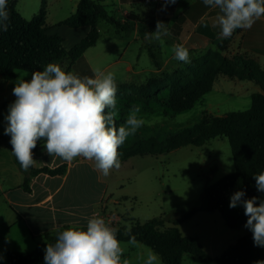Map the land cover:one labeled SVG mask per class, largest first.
I'll list each match as a JSON object with an SVG mask.
<instances>
[{"label":"rangeland","instance_id":"obj_1","mask_svg":"<svg viewBox=\"0 0 264 264\" xmlns=\"http://www.w3.org/2000/svg\"><path fill=\"white\" fill-rule=\"evenodd\" d=\"M65 1L44 0L48 23L59 22L69 14V7ZM16 7L22 12L24 8L31 10L34 8V12H38L41 5L40 0H17ZM107 10L111 12L112 8L108 7ZM117 17L118 15H114L115 19ZM98 27L101 40L97 50L100 49L99 53L103 58L94 68L99 67L105 73L115 74L117 84L115 125L117 129L123 125L130 108L135 106L140 108L137 117L144 121L135 135L128 137L118 148L121 152L124 148L132 146L141 151L149 148L148 145L140 146L141 143L166 145V141L180 131L192 130L200 122L203 113L222 116L230 112H244L250 108L249 93L245 88H233L231 80L220 77L214 82L212 90L191 109L179 113L172 112L167 105L170 88L167 78L177 71L184 70L190 63L185 64L169 57L171 48L164 45V38L156 42L144 41L139 39L141 38L139 34L136 38L132 31L127 34H116L114 27L105 22H100ZM66 31L74 33L72 30ZM63 36V47L69 50L73 38ZM157 44L160 48H157ZM149 50L155 55L158 68L152 64ZM205 53L207 52L189 55L192 61ZM223 56L231 57L226 54ZM108 62L111 66L104 69ZM127 66L131 67L130 71L126 70ZM24 73L18 71L16 80L12 82L0 80V99L16 98L12 90L16 86L18 76H24ZM262 77L259 79L264 81V76ZM24 79L30 80L31 74L28 73ZM2 114L1 122L6 126L5 116L8 110ZM2 132L4 128L0 126V134ZM47 156L49 155L46 154L45 157ZM34 160L36 163L30 168L38 166V159ZM82 164L85 168L81 185L83 193L90 197L93 192V177L99 178L101 183L96 187L98 195L105 191L107 200L105 214L111 220L118 217L119 226L123 229L130 228L132 221L144 223L163 215L175 219L194 210V216L181 226L180 233L198 240L211 258L206 264H215L214 258L248 232L246 229L230 230L217 212L204 211L206 206L204 188L233 172L230 149L224 138H214L200 147L185 145L158 156H133L125 160L119 169H111L107 176L96 169L94 160L84 159ZM96 199L97 197L92 201L95 202ZM86 210H89V205ZM6 218L7 215L0 210V264H6V251L31 252L38 242L28 235L21 224L8 229L5 225ZM121 245L125 249L122 259L127 258L130 264H144L149 248L139 243L121 242ZM135 247H141L145 254L137 256ZM161 263L163 262L159 259L158 264ZM181 264L202 263L196 256L184 254Z\"/></svg>","mask_w":264,"mask_h":264},{"label":"trees","instance_id":"obj_2","mask_svg":"<svg viewBox=\"0 0 264 264\" xmlns=\"http://www.w3.org/2000/svg\"><path fill=\"white\" fill-rule=\"evenodd\" d=\"M16 1L8 0L10 26L6 32L0 31V77L6 82L14 79L15 71L32 74L33 71H42L48 63L61 61H67L68 66H71L87 49L97 43L99 33L96 25L99 21L114 27L116 34H127L136 28L142 39L145 30L155 31L157 21H162L166 25L167 17L173 10L172 4L167 5L164 10L159 9L162 12L159 11V16L163 14V17L151 18L149 22L128 13L124 21L120 22L111 16L99 1L79 0L74 13L62 20L59 25L69 29L88 27L89 32L66 51L60 36L47 33L44 1L41 2L38 13L29 20L17 12ZM227 43L228 39L220 43L215 51H207L193 59L184 70L177 71L167 78L170 87L167 105L174 113L191 109L212 90L218 78L225 77L231 81L252 82L259 88V92L250 96V108L244 112H230L222 116L203 113L200 122L192 130L180 131L169 138L166 145L141 143L140 146L148 145L149 148L141 151L136 146H132L124 148L122 152L118 149V153L122 164L133 156H158L185 145L200 147L217 137L226 139L231 153L233 172L204 188L206 199L204 211L217 212L224 225L230 230L246 229L248 232L228 246L213 261L215 264H255L258 260H264V247L255 246L252 232L244 227L248 217L244 214L243 206L230 208L229 203L231 195L239 190L245 191L244 199L253 196L264 199V193L257 191L254 179V175L264 171V81L259 79V77L263 78L264 70L253 60L245 59L240 55L230 58L223 56ZM149 57L153 66L158 68L156 57L150 50ZM15 99L4 105L12 103ZM43 148L44 143L37 141L33 153ZM14 163L24 175L22 189L25 192H29L30 178L38 174L51 177L63 175L66 170V165L61 164L53 169L40 167L24 171L16 157ZM194 213V210H190L175 219L163 215L142 224L135 221L126 231L118 228L117 238L121 242H129L134 238L137 243L158 254L164 264H181L184 254L196 256L202 264H206L211 258L197 239L182 236L176 229V226L189 220ZM164 223L171 224V227L161 232L160 227ZM57 235L46 237L31 252L6 251V264H44V249L48 243H55Z\"/></svg>","mask_w":264,"mask_h":264},{"label":"clouds","instance_id":"obj_3","mask_svg":"<svg viewBox=\"0 0 264 264\" xmlns=\"http://www.w3.org/2000/svg\"><path fill=\"white\" fill-rule=\"evenodd\" d=\"M176 2L164 0V7ZM203 3L218 9L214 27L220 29L222 39L230 38L237 29H251L264 16V0H203ZM9 26L8 0H0V31H8ZM169 34L165 23L157 21L155 31L145 32V39L159 41ZM172 53L178 62H191L189 50L182 44H174ZM66 66L62 68L52 62L42 71H33L30 80L24 79L27 72L18 76L12 90L16 99L8 106L4 134L10 135L12 154L24 171L36 163L33 149L43 139L49 156L68 162L78 156L94 160L96 169L107 176L111 169L121 167L118 148L143 126V119L137 117L140 108H130L125 123L117 129L115 74L97 67L93 69L94 78L81 77L65 71ZM254 179L257 191L264 193V171L254 175ZM244 197L245 191H236L230 197L229 207L243 206L248 217L244 227L252 232L254 245L264 247V199ZM84 219L86 228L76 222L59 231L55 243L47 244L44 264H130L127 258L122 259L125 249L117 238L118 228L96 214ZM129 243L136 241L133 238ZM158 260V254L149 249L144 264H158ZM255 264H264V260Z\"/></svg>","mask_w":264,"mask_h":264},{"label":"crops","instance_id":"obj_4","mask_svg":"<svg viewBox=\"0 0 264 264\" xmlns=\"http://www.w3.org/2000/svg\"><path fill=\"white\" fill-rule=\"evenodd\" d=\"M42 1L44 0H40V5ZM94 1H99L106 8H112L111 12L107 11L110 15L112 14L111 16L113 17L114 15H118L116 19L120 22L124 21L128 13L133 14L140 20L149 22L151 18L158 19V17H163V14L159 16V9L164 10L165 8L164 0ZM78 2L79 0L65 1L69 7V14L65 17L74 13ZM172 5L173 10L169 13L165 25L170 34L162 37L164 38V45H168L171 48L169 57H173L172 46L174 44H182L189 50V54L200 55L208 50L217 49L219 43L227 40L220 38V29L214 27L218 9L206 6L203 0H177V2ZM15 8L26 20L31 19L38 13L34 12V8L32 10L24 8L22 12L16 7V4ZM160 13L162 12L160 11ZM46 16L45 24L48 27L47 33L50 35L56 34L62 39L64 37L63 35L71 36L73 38L72 46L84 38L89 32L88 27L69 29L61 26L59 23L62 20L48 23L46 21ZM64 18L62 19L64 20ZM100 22L103 21H99L96 25L99 39L93 47L87 49L71 66H68L67 61L58 63L62 68H64L65 64L67 65L64 69L65 71L73 72L81 77L89 76L94 78V66L100 64L103 58L99 53L100 49L97 50L101 40V33L98 27ZM66 30H72L74 33H67ZM145 31L149 32V30ZM132 33L136 38L138 37L136 28L132 30ZM142 40H146L145 35ZM228 40L223 54L231 57L234 55H242L246 59H251L256 62L259 67L264 70V16L256 20L251 29H237L234 31L233 35L228 38ZM153 41L156 42L157 40ZM72 46H70V48ZM156 46L160 48L159 44ZM65 50L67 51L68 49L65 48ZM79 62L82 63L80 64ZM109 66H111L110 62L105 64L104 69ZM126 70L130 71L131 67L127 66ZM17 74L18 71H15L12 81L16 80ZM0 80H2L1 77ZM231 82H233V88H245L249 93V99L252 94L260 91L252 82ZM13 99L15 98L0 99V126L2 128H5V123L1 122L2 113L5 110L7 111L9 106V104H4ZM10 139V135H5L4 132L0 134V210L5 213V216L7 215L5 225L8 229L18 224L23 225L28 235L35 241H38L36 244L37 246L39 243H42L46 237L57 235L59 231L74 226L76 222H78L79 227H86L85 217H91L93 214L107 217L105 214L107 201L105 200V191H101L99 195L97 192L98 188L96 185L101 183L99 178L93 177V192H91L92 195H90V197H86L85 193H83L81 185L84 180L85 168L82 161L86 158L78 156L68 162L56 156L45 157L47 152L44 148L33 153V158L38 159V166L29 168L28 171L40 167L53 169L61 164L66 165V170L63 175L51 177L46 174H38L30 178L28 182L29 192H25L22 189L24 175L14 163L15 156L12 154V145L9 143ZM39 141L44 143L43 139ZM96 197V201H92ZM87 205H89V210H86ZM112 221L116 228H121V226H119L120 221L118 217L114 218V220L112 219ZM133 222L135 221L131 222L130 227ZM185 222L176 226L179 233L181 226H183ZM170 227L171 224L164 223L160 227V231L165 232ZM123 230L126 231V229ZM135 251L137 256L145 254V251L141 247H135Z\"/></svg>","mask_w":264,"mask_h":264},{"label":"built area","instance_id":"obj_5","mask_svg":"<svg viewBox=\"0 0 264 264\" xmlns=\"http://www.w3.org/2000/svg\"><path fill=\"white\" fill-rule=\"evenodd\" d=\"M100 217H103V218L105 219V221H106L107 224H109V225L112 226V227H115V226L113 225V221H112L110 218H107V217H104V216H100Z\"/></svg>","mask_w":264,"mask_h":264}]
</instances>
